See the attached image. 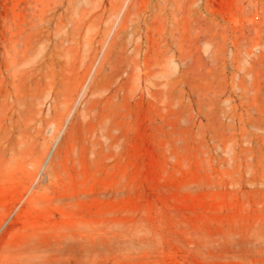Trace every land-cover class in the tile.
<instances>
[{"label":"rangeland","instance_id":"rangeland-1","mask_svg":"<svg viewBox=\"0 0 264 264\" xmlns=\"http://www.w3.org/2000/svg\"><path fill=\"white\" fill-rule=\"evenodd\" d=\"M0 264H264V0H0Z\"/></svg>","mask_w":264,"mask_h":264},{"label":"bare ground","instance_id":"bare-ground-1","mask_svg":"<svg viewBox=\"0 0 264 264\" xmlns=\"http://www.w3.org/2000/svg\"><path fill=\"white\" fill-rule=\"evenodd\" d=\"M49 94L51 93L48 92V95ZM67 94L69 95L70 93H67ZM54 96L56 97V92ZM24 105H25V101L21 100V98H17L18 107H15L12 113L8 116L5 130H6V133L13 135L14 139L18 138L16 140L17 144H23L24 146H27L29 143L27 139H29L32 136L31 131L35 128L32 122L36 120L35 114L37 111L33 112L31 110V104L29 106L26 104L25 107ZM30 149L31 148H21V152L29 155Z\"/></svg>","mask_w":264,"mask_h":264}]
</instances>
